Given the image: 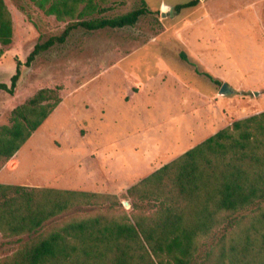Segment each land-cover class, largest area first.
<instances>
[{
    "label": "rangeland",
    "instance_id": "rangeland-1",
    "mask_svg": "<svg viewBox=\"0 0 264 264\" xmlns=\"http://www.w3.org/2000/svg\"><path fill=\"white\" fill-rule=\"evenodd\" d=\"M190 1L110 0L93 17L142 7L149 13L131 27L78 28L22 65L14 94L0 91V125L41 89H58L61 102L0 182L115 195L130 210L131 186L233 122L264 112V0H198L176 9ZM4 2L13 38L3 47L0 82L10 85L16 59L24 63L71 20L58 21L29 0ZM223 83L226 95L219 94ZM17 247L0 234V259Z\"/></svg>",
    "mask_w": 264,
    "mask_h": 264
},
{
    "label": "trees",
    "instance_id": "trees-1",
    "mask_svg": "<svg viewBox=\"0 0 264 264\" xmlns=\"http://www.w3.org/2000/svg\"><path fill=\"white\" fill-rule=\"evenodd\" d=\"M29 1L71 22L37 43L24 63L16 59L10 85L0 82L10 95L21 66L65 43L72 31L131 27L149 13L142 7L98 18L110 0ZM12 38L11 13L0 0V58ZM180 57L189 63L184 52ZM60 102L58 89H41L12 110L10 124L0 125V169ZM125 198L130 210L115 195L0 184V234L18 245L0 264H264V112L205 139L131 186Z\"/></svg>",
    "mask_w": 264,
    "mask_h": 264
},
{
    "label": "water",
    "instance_id": "water-1",
    "mask_svg": "<svg viewBox=\"0 0 264 264\" xmlns=\"http://www.w3.org/2000/svg\"><path fill=\"white\" fill-rule=\"evenodd\" d=\"M162 16H165L164 12L162 13ZM231 92V89L229 88V86L226 84V83H223L220 87V90H219V94L220 95H226L228 93ZM124 205L125 206H129V202L128 201H125L124 202Z\"/></svg>",
    "mask_w": 264,
    "mask_h": 264
},
{
    "label": "crops",
    "instance_id": "crops-1",
    "mask_svg": "<svg viewBox=\"0 0 264 264\" xmlns=\"http://www.w3.org/2000/svg\"><path fill=\"white\" fill-rule=\"evenodd\" d=\"M17 154L18 152L15 154V156L11 159V160H14L16 157H17ZM11 160H9L7 163H9ZM7 163L0 169V173L4 172V171H7ZM0 184H4V185H14V186H22V185H16V184H13V183H9V182H0Z\"/></svg>",
    "mask_w": 264,
    "mask_h": 264
}]
</instances>
